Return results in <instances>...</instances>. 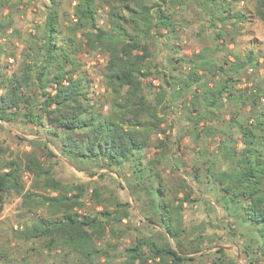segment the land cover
Instances as JSON below:
<instances>
[{
	"label": "trees",
	"instance_id": "16d2710c",
	"mask_svg": "<svg viewBox=\"0 0 264 264\" xmlns=\"http://www.w3.org/2000/svg\"><path fill=\"white\" fill-rule=\"evenodd\" d=\"M151 1L74 0L75 21L65 31L61 30L59 11L55 7L48 13L44 25L22 40L16 69L10 74L0 73V122L11 123L21 114L27 124L45 129L46 134L43 141H31L32 150L21 155H14L0 143V207L8 195L14 194L21 199L24 215H36L35 222L18 232L17 237L20 241L34 242L31 249L35 253L53 254L62 249L66 258H74L75 264H99L97 259L108 258L116 247L113 242H105L108 231L114 232L113 225L122 223L130 215V205L105 196L101 186L91 182L70 184L58 178L55 164L51 163L57 156L49 149L50 139L58 140L61 154L72 163H101L100 168L107 170L122 167L139 152L152 149L155 141L159 151L169 148L168 128L175 127V123L166 126L165 111H172L175 101L183 97L188 87L194 89L193 99L190 108L184 105L188 116L185 124L178 126V146L185 137L192 136L196 146L220 138L216 143L218 152L209 160V173L213 175L212 169L222 161L232 160L233 171L216 176L223 196L243 202L246 222L264 223V87L256 84V77L249 82L252 86L248 84L244 90L241 85L238 87L247 77L248 68L259 70V54L254 48L243 55L228 52L227 57H232L233 62L225 59L219 65L208 56L209 50H205L187 63L189 73L175 80L153 62L148 40L160 36V29L175 30L177 25L169 11L184 3L172 0L166 4L164 0H156L152 4ZM244 1L247 11L233 9L232 2ZM230 2L210 0L208 3L211 13L218 9L222 14L227 13L221 14L219 21L214 14L210 18L212 28L222 24L216 40H222L229 23L234 26L235 35L237 25L241 28L252 19L264 26V0ZM8 3L9 0H0V16ZM101 8L108 9L110 30L99 26L97 13ZM128 27L133 28V35L128 33ZM5 28L0 21V38ZM15 34L21 38L18 30ZM77 45L102 52L109 59L103 73L107 89L103 105L109 107L107 112H103V105L96 107L89 78L77 75L76 58L69 53L70 49L77 53ZM40 51L44 54L41 61ZM50 69L52 81L46 79L51 76ZM203 73L212 77V85L203 82ZM149 79L151 82L146 84ZM154 79L162 82L157 90ZM147 87L155 90L151 100ZM171 91L178 92L174 102L170 99ZM227 126L239 130L240 140L232 131L224 130ZM159 136L164 139L160 140ZM150 164L152 170L157 169L154 162ZM97 174L91 172L89 176ZM185 192L181 198L176 192L175 203L164 190H159L161 224L156 215L149 221L163 230L160 233L164 240L138 239L126 248L124 264H185L195 260L168 244L158 243L168 242L165 234L176 242H183V212L192 195L191 190ZM162 195L169 204L161 203ZM88 204L93 211L83 212ZM217 251L221 253L223 249ZM200 252V248H195L192 254Z\"/></svg>",
	"mask_w": 264,
	"mask_h": 264
},
{
	"label": "rangeland",
	"instance_id": "374dc122",
	"mask_svg": "<svg viewBox=\"0 0 264 264\" xmlns=\"http://www.w3.org/2000/svg\"><path fill=\"white\" fill-rule=\"evenodd\" d=\"M6 1V0H5ZM152 0L150 3H154ZM170 4L172 0H164ZM210 0H182L184 5L173 7L169 12L173 14V21L177 25L174 31L160 29L161 35H155L148 40L152 51V60L162 71L174 76L175 80L182 74L190 71L187 63L195 54L209 50L208 56L214 58L220 65L225 59L233 62L232 57H227L228 52L243 55L251 48L259 54V70L248 68L247 77L241 85L245 87L257 78L256 84L264 87V26L251 20L241 26H236V35L232 23L224 30L222 40H216L217 32L222 29L219 24L217 29L210 26V18L214 14L219 19L227 13L222 10L207 9ZM231 3V0H226ZM202 3V5H200ZM74 0H9L3 9L0 21L5 24V29L0 38V73L10 74L16 69L19 62V54L22 49V40L29 38L30 34L36 32V28L43 26L47 15L55 7L59 11V23L61 30L65 31L67 26L74 22L73 9ZM166 6V5H165ZM233 9L248 10L247 3H233ZM222 14V16H221ZM99 26L110 30L108 23V9L101 8L97 13ZM21 33V38L15 31ZM129 34H134L133 28L127 29ZM81 33H79V36ZM143 37V36H141ZM21 40H20V39ZM235 40V41H234ZM63 46V45H61ZM77 53L70 49L72 58H76L77 75L89 78L91 81V97L99 109L106 101V86L103 81V73L108 64V57L102 52L90 51L84 46L77 45ZM40 51L39 60L41 61ZM63 57V56H62ZM180 62V63H179ZM203 73V82L212 85V77ZM46 79L52 81L53 70ZM222 77V74H219ZM1 80V76H0ZM247 80V81H246ZM250 80V81H249ZM151 79L146 81L149 84ZM156 90L162 84L161 79L152 80ZM88 84V81L85 82ZM249 86H252L250 84ZM149 99L154 91L147 87ZM193 88H187L182 98H177L178 92H170V99L174 102L172 111H165L168 118L169 146L166 150L157 149L158 142L155 141L152 149L139 152L132 159L125 162L122 167H114L110 170L100 168L101 163L88 161L73 162L77 167L60 152V143L51 138L49 149L57 156L51 160L55 164V174L66 183H90L99 185L105 191V196L112 197L121 203H127L129 217L122 223L113 225L114 232H109L105 242H113L116 246L112 248L109 257H99V264H124L126 260V248L136 244L138 239L153 237L156 240H164L163 230L149 221L154 219L161 224L159 201L161 199L159 190H164L168 198L174 201L176 192L179 197H184L185 191L191 190L190 202L185 204L183 212V228L185 237L183 242H176L165 234L168 244L175 250L182 251L187 257L195 260L187 261L185 264H264V223L246 222L243 217V202L240 199L224 197L216 181V176L221 172H232V160L222 161L220 165L212 169L216 174L209 173L210 162L217 154V142L206 140L200 146H196L193 137H185L181 146L176 139L179 135L178 126L188 116L190 102L193 99ZM174 99V100H173ZM251 105L247 107L250 110ZM103 112L109 107L103 105ZM244 113V111H243ZM246 114V113H244ZM229 116L226 117L228 121ZM224 128L240 140V132L237 129ZM45 129L29 125L19 114L11 123L0 122V143L9 148L14 155H21L25 151H31V141L36 139L45 140ZM164 139L159 136V139ZM238 148H241L238 142ZM180 147V149H179ZM159 160V161H157ZM156 165L152 170L150 162ZM199 168V171H196ZM97 172L94 177L89 174ZM104 174V177L99 175ZM28 181V177H26ZM29 182V181H28ZM184 182V183H183ZM162 184V186H161ZM183 184L185 187L183 188ZM156 195H152V193ZM153 193V194H154ZM158 195V197H157ZM176 203V201H174ZM162 204H169V200L162 195ZM108 204V202H107ZM21 199L14 194L8 195L2 207H0V264H75L73 257H65L62 249L53 254L47 251L39 253L31 249L35 243H28L17 239L18 232L33 224L36 215H24L21 211ZM156 207V209H155ZM101 211V208H97ZM93 211L92 206L83 212ZM161 229V230H160ZM195 248L201 252L192 254ZM223 249V252L217 250Z\"/></svg>",
	"mask_w": 264,
	"mask_h": 264
},
{
	"label": "built area",
	"instance_id": "2783aa9c",
	"mask_svg": "<svg viewBox=\"0 0 264 264\" xmlns=\"http://www.w3.org/2000/svg\"><path fill=\"white\" fill-rule=\"evenodd\" d=\"M64 85H68V82H64Z\"/></svg>",
	"mask_w": 264,
	"mask_h": 264
},
{
	"label": "crops",
	"instance_id": "0c3cea01",
	"mask_svg": "<svg viewBox=\"0 0 264 264\" xmlns=\"http://www.w3.org/2000/svg\"><path fill=\"white\" fill-rule=\"evenodd\" d=\"M161 230V229H160Z\"/></svg>",
	"mask_w": 264,
	"mask_h": 264
}]
</instances>
